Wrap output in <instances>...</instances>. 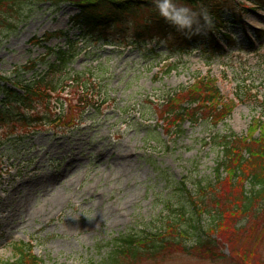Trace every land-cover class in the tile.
<instances>
[{
    "label": "rangeland",
    "instance_id": "rangeland-1",
    "mask_svg": "<svg viewBox=\"0 0 264 264\" xmlns=\"http://www.w3.org/2000/svg\"><path fill=\"white\" fill-rule=\"evenodd\" d=\"M81 1L92 0L22 7L15 29L0 28V76L12 80L14 68L38 57L43 45L65 41L54 36L34 45L32 39L76 34L70 19L78 13L73 3ZM227 1L223 16L235 9L239 24H230L235 38L218 43L222 51L209 66L203 53L174 54L162 42L140 52L103 47L73 66L91 76L90 95L99 100L91 112L81 115L73 90L62 98L63 123L0 130V143L9 140L0 145L2 264L13 263L22 244L41 264H108L115 239L156 231L179 212L189 217L188 197L205 210L194 224L213 230L221 220L214 234L220 257L170 245L157 257L122 264H264V210L241 213L242 191L253 194L250 183L215 174L222 155L216 138L233 133L257 144L264 131V7ZM200 78L218 88L229 117L214 127L200 119L201 111L195 123L170 128L166 113L178 104L159 105ZM214 190L216 204L209 197ZM182 242L191 246V236Z\"/></svg>",
    "mask_w": 264,
    "mask_h": 264
},
{
    "label": "trees",
    "instance_id": "trees-1",
    "mask_svg": "<svg viewBox=\"0 0 264 264\" xmlns=\"http://www.w3.org/2000/svg\"><path fill=\"white\" fill-rule=\"evenodd\" d=\"M47 1L50 0H0V28L15 29L13 20L19 17L22 7L31 8L36 3ZM52 1L58 3L65 0ZM245 1L260 9L264 7V0ZM184 2L195 10H206L211 18V24L201 34L191 38L176 31L160 18L151 0H92L73 3L78 13L70 22L77 33L70 36L63 31L57 35L47 34L41 39H32L34 45L46 43L54 36H61L65 41L60 47L43 45L44 51L38 57L14 68L12 80L0 76V130L7 127L31 128L35 124L63 123L67 116L64 114L62 98L70 95L73 90L79 92L77 102L83 107L81 115L91 112L94 103H99L98 98L90 95L93 88L91 76L74 70L73 66L81 56L82 58L92 56L103 47L140 52L146 49L147 44L152 46L162 42L174 54L187 55L193 51L203 53L204 63L209 66L208 61L222 51L218 43L230 42L235 38L228 27L233 23L239 24L232 16L236 11L233 9L228 11L227 17L223 16L226 12L223 5H226L227 0ZM142 11L147 13L143 14ZM154 49L152 47L148 52H153ZM170 68L172 69L171 65ZM27 73H30V77L24 79L23 75ZM210 81L200 78L192 87L167 95L159 106L168 105L172 109L174 102L178 104L176 111L166 113L171 118L170 128H179L186 120L195 123L194 118L201 111L205 112L200 119L204 117L214 127L229 117L218 88L209 84ZM186 92L187 95L184 97ZM176 97L181 99L178 100ZM216 139L222 155L215 166V174L221 177L223 171L232 177L231 182L240 180L249 182L253 194L247 196L242 191V198L246 203L242 204L244 207L241 213L260 214L264 210V131L257 144L251 138L235 136L233 133ZM8 142H1L0 145ZM216 196H218L216 190L209 195L215 204ZM195 199L188 197L190 208L194 210L190 212L189 217L179 212L156 231L142 236L115 239L108 264H122L125 260L130 263L157 257L166 252L170 245L181 248L185 253L205 254L209 258L218 259L220 257L218 242L214 234L216 225L221 220L213 221V224H216L213 230L194 224L195 217L205 211L201 201ZM199 206L200 211L197 210ZM189 236L191 246L182 242L184 237ZM15 252L16 260L4 264H41L40 259L32 255L26 244L16 246Z\"/></svg>",
    "mask_w": 264,
    "mask_h": 264
},
{
    "label": "clouds",
    "instance_id": "clouds-1",
    "mask_svg": "<svg viewBox=\"0 0 264 264\" xmlns=\"http://www.w3.org/2000/svg\"><path fill=\"white\" fill-rule=\"evenodd\" d=\"M152 5L160 18L188 38L201 34L211 24L206 10H195L184 0H152Z\"/></svg>",
    "mask_w": 264,
    "mask_h": 264
}]
</instances>
